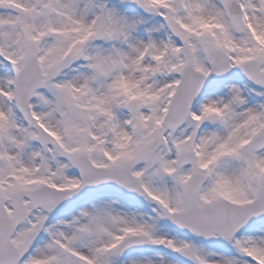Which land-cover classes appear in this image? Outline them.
I'll return each mask as SVG.
<instances>
[{
	"label": "snow or ice",
	"instance_id": "1",
	"mask_svg": "<svg viewBox=\"0 0 264 264\" xmlns=\"http://www.w3.org/2000/svg\"><path fill=\"white\" fill-rule=\"evenodd\" d=\"M0 264H264V0H0Z\"/></svg>",
	"mask_w": 264,
	"mask_h": 264
}]
</instances>
